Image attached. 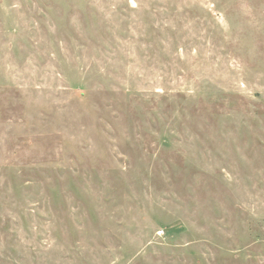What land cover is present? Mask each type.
I'll return each instance as SVG.
<instances>
[{"label":"rangeland","instance_id":"374dc122","mask_svg":"<svg viewBox=\"0 0 264 264\" xmlns=\"http://www.w3.org/2000/svg\"><path fill=\"white\" fill-rule=\"evenodd\" d=\"M0 264H264V0H0Z\"/></svg>","mask_w":264,"mask_h":264},{"label":"built area","instance_id":"2783aa9c","mask_svg":"<svg viewBox=\"0 0 264 264\" xmlns=\"http://www.w3.org/2000/svg\"><path fill=\"white\" fill-rule=\"evenodd\" d=\"M162 232H163L162 230L158 231V233H162Z\"/></svg>","mask_w":264,"mask_h":264}]
</instances>
